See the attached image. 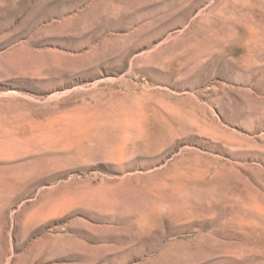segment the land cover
<instances>
[{
    "label": "rangeland",
    "instance_id": "374dc122",
    "mask_svg": "<svg viewBox=\"0 0 264 264\" xmlns=\"http://www.w3.org/2000/svg\"><path fill=\"white\" fill-rule=\"evenodd\" d=\"M0 264H264V0H0Z\"/></svg>",
    "mask_w": 264,
    "mask_h": 264
}]
</instances>
